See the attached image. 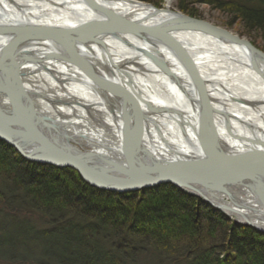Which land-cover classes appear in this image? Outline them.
<instances>
[{
    "label": "bare ground",
    "instance_id": "6f19581e",
    "mask_svg": "<svg viewBox=\"0 0 264 264\" xmlns=\"http://www.w3.org/2000/svg\"><path fill=\"white\" fill-rule=\"evenodd\" d=\"M97 11L117 15L142 40L107 35ZM176 17L131 0H0V123L30 153L110 160L115 169L83 170L108 169L118 187L134 182L127 171L202 174L208 186L232 193L231 200L212 195L239 214L231 217L264 228V172L228 166L223 151L264 163V59L225 37L178 29ZM90 21L84 43L74 35L42 44L32 37ZM153 51L162 62L148 56ZM218 171L245 185L214 179Z\"/></svg>",
    "mask_w": 264,
    "mask_h": 264
},
{
    "label": "trees",
    "instance_id": "16d2710c",
    "mask_svg": "<svg viewBox=\"0 0 264 264\" xmlns=\"http://www.w3.org/2000/svg\"><path fill=\"white\" fill-rule=\"evenodd\" d=\"M177 1L186 13L195 4L222 11L264 41V0ZM72 172L32 163L0 141V259L10 264H264V234L228 222L201 199L164 185L147 191L153 199L136 201L134 193L95 189L68 175Z\"/></svg>",
    "mask_w": 264,
    "mask_h": 264
},
{
    "label": "water",
    "instance_id": "95a60500",
    "mask_svg": "<svg viewBox=\"0 0 264 264\" xmlns=\"http://www.w3.org/2000/svg\"><path fill=\"white\" fill-rule=\"evenodd\" d=\"M97 12L100 15H102L103 18L105 19V32L107 33V35L114 36V37L131 35V36H134V37L142 40L141 37H139L129 27V24L126 21L122 20L117 15L109 13L107 11H100V12L97 11ZM172 13L177 16L176 19H174L171 23V25L175 26L176 28L182 29V30L183 29H185V30L186 29H194V30L201 31L204 33H212L215 35H219L221 37H225L234 43H238L239 45L245 46L250 51L251 55H257V56L264 59V53L255 49L247 41L241 40L239 37L233 35L229 31L222 29V28H219L217 26L211 25L207 22L184 16L181 13H174V12H172ZM89 24H91V21L89 23L82 25V26L79 25L80 27L78 26L75 29H73V28L72 29H65V30H54V29H52V30L40 31V33H35L34 35H32V37H34L35 39H37V41H39L37 43L42 44V43H46L49 40H51V43H53V42L54 43H60V41H62V39L74 35L73 37H79L81 39V41L84 43V42H86V35H85L83 28H84V26H88ZM117 28H119V29H117ZM153 52H150L149 54L147 53L148 56L151 59L157 58L156 60L158 62L161 61L162 59H159L160 57L158 56V54L155 51H153ZM166 72L168 73V75H170L169 71H166ZM193 83H195V82H193ZM195 84L197 85V83H195ZM123 90L124 89H121L120 92H125ZM118 91L115 90V93H117ZM0 139L3 142L9 144L19 154H21L25 159H27L31 162L51 164L54 166L73 168L76 171H78L79 174L82 177H84L87 181L89 180L92 185L99 187V188H102L104 190H110V191H114V192H118V193H123V192L137 191L141 188H146V187H150V186L155 185V184H160V183L162 184L164 182H168V183H171V184L179 187L180 189H182L184 191H187L191 194L198 196L199 198H201L205 202H207L209 205L213 206L214 208L218 209L219 211H221L222 213H224L230 217L233 214L236 216L239 215L232 208H230L227 205L219 204L212 197L213 194H218V195L220 194V195H223V196H225L231 200L233 198L232 193L231 192H225L223 190H220L218 188H214L212 186H208L207 182L205 181L207 176H204L202 174H197L196 175L197 178H195V176L171 175V174H169L165 171H161V170L154 171V172L153 171H147L144 173H138V172L136 173V171L135 172L134 171H127L125 173L129 177H131L132 181H134V182H128L127 185H125V186L122 185L121 187H118V186L114 185L113 183L109 182L110 179L106 177L108 169L112 170V168L115 167V165L113 163L109 162L110 161L109 159H106L109 161H105V160H104L105 162L103 161L104 165H102L103 164L102 161L98 162L97 160H93V161L91 160V161H88L87 163L86 162L83 163L86 165V168H90V169H92L94 167L96 168V165H100L101 167L108 168V169H104L103 172L102 171H100V172L96 171V172H88L86 174L85 171L83 170L84 168H83L82 163H76L74 161H70L68 159H65V158L59 157V156H52L49 154L44 155V154H40V153L39 154L38 153H30L29 151L24 150L23 147L21 146L20 142L15 137V134H13L12 131L7 129L6 126L2 125L1 123H0ZM132 141H133V143H131V144H133V145L136 144L139 146L138 138L134 137L132 139ZM122 146H124L131 153H133L130 155H133V156L136 155V153H134L133 150H131V147H129V145L127 144V141H125L124 137L122 140ZM219 148L221 150H223L221 147H219ZM223 151L230 154L229 158L232 161L228 160V162H227L228 166L230 165V162H233V163L234 162H237V163L243 162L244 164H247L246 166L249 168V170L259 169V170L264 172V163H259L257 161L253 162L251 160H247V157H245V156L235 154V153H232V152L226 151V150H223ZM80 155L82 157L85 156V154H83V153H80ZM99 163H101V164H99ZM252 163H255L254 166L250 165ZM149 164H151V163H149ZM198 164L199 163L193 159H188V161H187V165L197 166ZM155 165H156V163H155ZM153 167H154V165H153ZM209 168H210V166H209ZM215 174L216 175L213 174L214 175L213 178L217 179L219 181L220 180L222 181L224 178L225 179H232L231 181H233V182H237V183H241L242 185H245L243 178H241L239 176H231L227 173L222 174V173H219V171L216 172ZM141 180H143V181H141ZM136 181L137 182L138 181H141V182L147 181V183H144L143 185H136L137 184ZM149 182H150V184H149ZM189 183L193 184V185H190ZM222 185H225V183ZM246 187L249 191H253L250 187H248V186H246ZM236 216H234V218L233 217H231V218L234 219L236 222H240L239 221L240 217H236ZM245 223L247 225L252 226V227H257L253 222L248 221L247 219H245Z\"/></svg>",
    "mask_w": 264,
    "mask_h": 264
},
{
    "label": "rangeland",
    "instance_id": "374dc122",
    "mask_svg": "<svg viewBox=\"0 0 264 264\" xmlns=\"http://www.w3.org/2000/svg\"><path fill=\"white\" fill-rule=\"evenodd\" d=\"M131 1L147 3V4H150V5L154 6L157 9L168 8L169 10H171L174 13H181L184 16H187V17H190V18H194V19H197V20H201V21L207 22V23H209L211 25H214V26H217L219 28L225 29V30L229 31L230 33H232L233 35L239 37L241 40L247 41L255 49H257V50L261 51L262 53H264V41L255 32H252V33L245 32L242 29V27L240 26L239 23H237V22H232L231 23V18H230V16L228 14H226L224 12L222 13V11L213 9L210 6H206V5H202V4H200V5L195 4L194 6L193 5H191V6L189 5V7H188L189 10L187 11L188 13H186V12H183V11H181L179 9L177 0H131ZM0 141L3 144L8 145L10 148H12L9 144L3 142L1 139H0ZM12 149L15 150L14 148H12ZM32 163H37V162H32ZM37 164L49 165V166L55 167L56 169H58V172H61L63 170H67V169H72L74 172H72L71 174H68L71 177L76 176V177H78V179H81L82 181L86 182L88 185H90L91 187H93L95 189L102 190V191H109V192H111L113 194H130V193H134V194L137 195L136 201L140 200V197H142V196L146 197L147 200H145V201L153 199L150 196L152 193L146 195L147 191H151V190H155L156 191V190H158L157 187L164 186V185L169 187L171 190H175L176 192H180L181 194L201 199L198 196H196L194 194H191V193H189L187 191H184V190L180 189L179 187H177V186H175V185H173L171 183H168V182H164L162 184L161 183L160 184H155V185H152V186L146 187V188H141V189H139L137 191L118 193V192H114V191H110V190H104L102 188H99V187H96V186L92 185L89 180L87 181L84 177H82L79 174L78 171H76L73 168L62 167V166H54V165H51V164H43V163H37ZM155 196L159 197L160 194L156 193ZM201 200L204 201L203 199H201ZM205 203L210 208H213L216 211H218L219 213H221L222 215H224L228 219L227 220L228 222H230V223L233 222L237 226L242 227V229L253 228L257 233L264 234V228L252 227L250 225H247L245 222H236L230 216L222 213L218 209H216L213 206L209 205L207 202H205ZM228 225L230 226L229 223H228ZM0 264H10V263L0 259Z\"/></svg>",
    "mask_w": 264,
    "mask_h": 264
}]
</instances>
